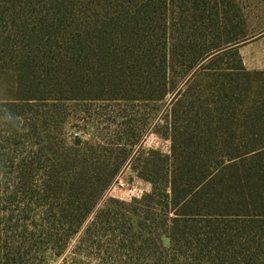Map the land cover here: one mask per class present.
<instances>
[{
    "label": "trees",
    "instance_id": "obj_1",
    "mask_svg": "<svg viewBox=\"0 0 264 264\" xmlns=\"http://www.w3.org/2000/svg\"><path fill=\"white\" fill-rule=\"evenodd\" d=\"M20 2L0 5L27 96L0 101V264H52L92 213L59 264H264V70L208 39L232 0H77L70 102L71 0ZM126 169L150 190L96 208Z\"/></svg>",
    "mask_w": 264,
    "mask_h": 264
},
{
    "label": "rangeland",
    "instance_id": "obj_2",
    "mask_svg": "<svg viewBox=\"0 0 264 264\" xmlns=\"http://www.w3.org/2000/svg\"><path fill=\"white\" fill-rule=\"evenodd\" d=\"M22 3L20 0H0V5H12L16 8H20L19 4ZM70 9L73 12V20L67 26V31L69 35L68 42V84L65 90L57 94L60 100L67 102L73 101L76 93V35H77V0H71ZM227 17L230 20L223 24L221 20L218 27H212L208 29V39L215 38L214 41L220 42L225 38L236 39L237 43L233 44L238 50L243 64L248 69H263L264 70V0H232L231 8H227ZM168 20V32H167V45L169 46L170 39V22L171 17ZM183 15H179V18H175L174 23H177L175 27L181 29L184 24L182 19ZM5 18H0V101H13L21 100L27 97L19 93L17 89V71L11 66L16 62V60H9L3 57V51L1 43L4 37L8 38L7 26L10 25L4 22ZM186 20V19H185ZM13 33V32H12ZM198 29L195 26L191 27L189 30V38L197 39ZM187 41V37L184 42ZM203 41L206 42L204 39ZM8 61V65L6 64ZM71 128H68L69 133H72ZM80 135H82L80 133ZM142 146L144 149L155 148L163 153H168L169 141L157 136L155 133L148 134ZM150 190V185L148 182L138 178L130 170H124L118 177L115 183H113L101 196L96 208L101 207L107 198L113 197L121 200L128 201L132 197H139L141 193ZM92 214L83 223L81 229L78 233L70 240L69 245L62 255L69 260L77 250L78 240L83 232L84 227L88 221L92 218ZM90 253V252H89ZM88 253V254H89ZM62 256L54 257L49 256L48 261L52 264H59ZM92 260V259H91ZM81 264H96L95 261L91 262L90 257L87 256L86 259Z\"/></svg>",
    "mask_w": 264,
    "mask_h": 264
}]
</instances>
